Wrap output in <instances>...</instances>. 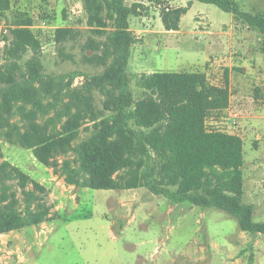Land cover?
Masks as SVG:
<instances>
[{"label": "rangeland", "instance_id": "1", "mask_svg": "<svg viewBox=\"0 0 264 264\" xmlns=\"http://www.w3.org/2000/svg\"><path fill=\"white\" fill-rule=\"evenodd\" d=\"M237 1L242 10L264 15V0ZM126 4L138 6V13L128 18L129 29L136 38L127 64L129 88L135 99L143 95L135 77L142 72L201 71L212 84L223 85L227 71L228 108L210 115L207 124L216 122L242 138V200L253 206L255 221L264 220V33L249 28L214 4L197 0H126ZM185 6L189 7L181 17L179 31H163L162 14ZM22 15L30 16L31 24L34 20L45 22L46 26L32 30L40 41L43 72L62 78L60 87H54V92L59 93L56 108L47 106L48 113H38L36 121L42 123L45 117L63 111L69 92L59 88L66 83L84 95L90 91L92 110L82 104L85 115L75 131L73 147L59 155L76 167L73 148L112 114L105 107V86L93 79L103 73L105 66L87 59L95 54L91 50L94 44L106 42L107 33H93L87 25L84 0H9V7L0 11L2 70L13 63L4 49L10 40L9 28ZM57 28L74 31L61 53L54 38ZM105 30H111L110 20ZM207 31L220 33L221 47L227 48L230 59V64L221 62L215 72L210 71V61L199 62L208 48L207 35L211 33L206 34ZM30 57L29 51L16 61L17 79L26 72ZM47 100L53 102V95L44 99L45 104ZM25 106V110L32 108L31 104ZM71 109L76 110L74 105ZM10 120L21 130L28 123L16 108ZM2 135L1 132L0 162L7 160L42 185L45 192L41 196L53 207L52 217L41 224L0 234V264H264V233L242 231L237 219L222 209L188 202L173 204L145 186H74L52 167L38 162L31 149L11 143ZM128 176L126 169L114 174L117 180ZM13 184L22 208V191L15 181Z\"/></svg>", "mask_w": 264, "mask_h": 264}, {"label": "trees", "instance_id": "2", "mask_svg": "<svg viewBox=\"0 0 264 264\" xmlns=\"http://www.w3.org/2000/svg\"><path fill=\"white\" fill-rule=\"evenodd\" d=\"M145 1V0H144ZM157 3L160 0H146ZM214 4L231 13L251 29L264 33V15L240 8L237 0H197ZM9 7V0H0V11ZM137 4L126 0H84L87 25L92 32L106 35V42L94 44L88 61L105 66L94 77L104 87L108 99L105 107L110 119L73 148L75 167L59 155L67 153L75 138L86 108L92 110L89 90H68V101L61 112L45 116L47 106L56 108L61 77L46 76L40 60V41L31 30V17L18 16L9 28L10 40L5 55L13 63L0 68V135L9 142L31 149L41 164L62 174L67 183H82L91 189H131L145 186L173 204L188 202L202 208L214 207L234 216L240 229L250 234L264 233V220L253 219V206L242 200L243 140L224 127L208 125L207 118L228 107L227 71L224 84L209 82L201 71L142 72L136 77L143 95L135 99L129 88L127 64L136 38L129 29V16L137 14ZM189 6L164 12L161 22L166 31L178 30L179 22ZM106 14V17L103 15ZM111 30L106 32L108 21ZM71 28H57L55 41L61 53L64 43L74 36ZM31 52L26 72L17 79V60ZM100 51V52H97ZM108 58L110 62L107 64ZM68 84V85H67ZM110 89V90H108ZM70 90V91H69ZM53 95V102L44 99ZM31 104L30 110H25ZM71 105L76 110L72 111ZM15 108L28 123L21 130L10 120ZM215 114V115H216ZM126 169L128 178L117 180L114 174ZM20 187L24 206L15 195L14 184ZM31 185L28 189L26 187ZM45 188L7 160L0 162V234L39 225L52 217V204L45 202Z\"/></svg>", "mask_w": 264, "mask_h": 264}, {"label": "crops", "instance_id": "3", "mask_svg": "<svg viewBox=\"0 0 264 264\" xmlns=\"http://www.w3.org/2000/svg\"><path fill=\"white\" fill-rule=\"evenodd\" d=\"M180 22H181V19H180ZM163 31H166V30L164 29ZM166 32H168V31H166ZM205 33L206 34L211 33V35H207L209 37L207 42H206L207 43L206 45L208 48L205 49L204 56L202 59H200L199 62L202 63V62L207 61V60L210 61V63L208 64V66L210 67V71L215 72L216 69L218 68V65H221V62L225 61L224 62L225 64H223V65L230 64V59L226 55L228 53L227 48H225V46L221 47L223 45V43L220 44V41H219L220 33H213L211 31H207ZM221 36H223V35H221ZM227 80H229V77H227ZM227 85H228V81H227ZM233 114L236 115V113H233ZM1 234H3V233H1Z\"/></svg>", "mask_w": 264, "mask_h": 264}, {"label": "built area", "instance_id": "4", "mask_svg": "<svg viewBox=\"0 0 264 264\" xmlns=\"http://www.w3.org/2000/svg\"><path fill=\"white\" fill-rule=\"evenodd\" d=\"M167 9H168V8L165 7V10H167ZM44 26H46V24H45L44 21L40 20V22L36 23V21L34 20L33 23L30 25V28H31V30H34L35 28H36V29H37V28H42V27H44Z\"/></svg>", "mask_w": 264, "mask_h": 264}]
</instances>
